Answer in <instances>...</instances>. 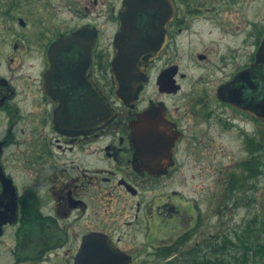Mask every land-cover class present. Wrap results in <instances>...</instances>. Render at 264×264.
<instances>
[{"label":"flooded vegetation","instance_id":"flooded-vegetation-1","mask_svg":"<svg viewBox=\"0 0 264 264\" xmlns=\"http://www.w3.org/2000/svg\"><path fill=\"white\" fill-rule=\"evenodd\" d=\"M170 1L167 41L128 105L114 98L110 79L116 36L122 20L150 35L164 19L156 0H0V264H109L125 254L130 264H150L136 255L166 264L175 250L197 246L190 242L203 223L199 203L162 190L183 165L179 153L200 150L198 137L186 136L185 119L237 133L244 159L255 138L264 156V117L251 111L264 105V62L250 67L264 27L235 23L242 0ZM202 25L215 32L222 65L211 69L208 49L192 51L204 70L184 71L181 38ZM73 34L79 39L61 41ZM83 75H91L115 115L95 132L61 130L59 106L63 116L73 110L85 119L92 110ZM188 75H199L190 88ZM211 75L218 77L212 88H195ZM144 191L153 196L142 201ZM132 199L126 224L138 252L124 243L122 203Z\"/></svg>","mask_w":264,"mask_h":264},{"label":"rangeland","instance_id":"rangeland-1","mask_svg":"<svg viewBox=\"0 0 264 264\" xmlns=\"http://www.w3.org/2000/svg\"><path fill=\"white\" fill-rule=\"evenodd\" d=\"M234 10L235 13L233 12L232 15L236 18L235 23L242 22L240 29L248 30L250 25H254L256 29L260 26L264 27V0H242ZM208 29L207 26L202 25L201 28L191 34V39L186 36L181 38L180 67L182 70L197 72L204 70L201 68L202 63H194L190 55L192 51L206 52L207 49L210 52L209 61L213 64L211 69L217 71L216 68L222 65L219 55L215 54L216 48H219L213 38L215 32L213 31L212 35H209L207 33ZM197 76L199 75H188L184 82L185 86L190 88V83ZM217 78L211 75L208 83H196L195 88L198 90L203 89L205 84V87L210 89ZM177 99L180 103L186 104L181 93L177 96ZM184 125L188 131L186 136L198 137L199 153H186L185 150L180 152L179 160L183 162V165L168 180L167 186L163 187L162 190L176 189L184 196L185 201L187 199L196 201L203 210V223L196 231V235L193 237L194 240L190 244L194 245L195 242L198 244L206 238H213V234L217 236L228 234L235 238V235H242L245 230H247L249 240L253 235H259V240L264 241V156L260 158L262 162L261 174L253 180L255 186L250 188V182L247 179V184H245L243 190L229 195L227 187L230 184V174L239 175L240 177L245 175V172L239 168L240 161L246 157V153L243 151L238 134L222 132L215 126H206L205 123L199 125L192 119L189 122L185 119ZM200 138H203V140L201 141ZM213 151H215L214 155ZM151 195L152 193L144 191L140 194V198L142 201H146L149 200ZM133 202L134 199L122 203L123 207L125 206V233L129 236V239L126 238L124 243L131 251L138 252L142 248L141 244L130 241L132 229L126 224V220L132 217L133 209H131V205H133ZM111 212L109 210V213ZM134 229L133 227V231ZM137 236L138 234H136ZM254 250L255 248L251 246L244 252L241 249H233L231 253L235 256L245 253L252 258ZM138 257L143 259L148 257V263L156 264L153 255L135 256V258ZM249 263L264 264V258H256L255 262L250 261ZM233 264L240 263L234 262Z\"/></svg>","mask_w":264,"mask_h":264},{"label":"water","instance_id":"water-1","mask_svg":"<svg viewBox=\"0 0 264 264\" xmlns=\"http://www.w3.org/2000/svg\"><path fill=\"white\" fill-rule=\"evenodd\" d=\"M153 7L157 8L160 18L164 17V19L157 22V28H153L150 35L145 36L141 32L142 35L139 36L140 31L137 30L136 25L133 22H123L124 20H122L121 28L117 34V42L121 45L116 48L115 56L111 62L112 81L116 87V96L126 103L133 102L137 97L142 82L145 80V67L158 54L165 42L164 22L171 16V4L165 0H156ZM133 17V14L125 15V19L133 20ZM261 48L264 49V39L257 54V61H260ZM87 85L93 89L92 110L87 113L86 119L80 118L78 112H70L69 118L61 121L57 117V127H60L61 130L68 131L71 128L93 131L103 127L112 118L113 110L106 99L100 95L95 84L88 81ZM254 109L255 111L251 110L253 114L260 118L264 117V105L260 104ZM59 114L63 115V111L60 110ZM128 261L129 257L124 256L119 264H127Z\"/></svg>","mask_w":264,"mask_h":264},{"label":"trees","instance_id":"trees-1","mask_svg":"<svg viewBox=\"0 0 264 264\" xmlns=\"http://www.w3.org/2000/svg\"><path fill=\"white\" fill-rule=\"evenodd\" d=\"M258 143L260 142H257L255 139L252 140L253 156L251 157V160L243 162L246 163L244 164L245 168L249 165L246 170L247 174L242 177L230 174V184L227 187V193L229 195L232 194L235 189V194L240 192V190H243L247 181L250 182V188L255 186L253 180L260 174V167L262 164L259 156L254 155L255 150L260 146ZM248 236L247 230H245L242 235H235V238L237 239L236 241L235 238L228 234L220 235L216 239L206 238L201 241L200 249H191L185 252H180L176 257H173L171 261L166 262V264H233L234 262L250 264L249 262H255L256 258L263 259L264 241L259 240V235H253V237H250V240ZM251 246L255 248L252 258L245 253H242L240 256H235L231 253L233 249H241L244 252L251 248Z\"/></svg>","mask_w":264,"mask_h":264}]
</instances>
